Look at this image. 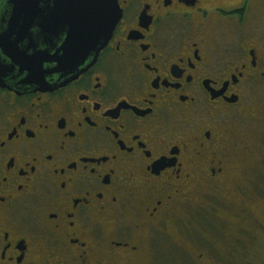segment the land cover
Segmentation results:
<instances>
[{"label": "flooded vegetation", "instance_id": "flooded-vegetation-1", "mask_svg": "<svg viewBox=\"0 0 264 264\" xmlns=\"http://www.w3.org/2000/svg\"><path fill=\"white\" fill-rule=\"evenodd\" d=\"M114 1L76 78L0 81V264L258 258L264 0Z\"/></svg>", "mask_w": 264, "mask_h": 264}, {"label": "water", "instance_id": "water-1", "mask_svg": "<svg viewBox=\"0 0 264 264\" xmlns=\"http://www.w3.org/2000/svg\"><path fill=\"white\" fill-rule=\"evenodd\" d=\"M41 6L48 18L38 37L17 16L40 13ZM119 18L114 0H0L1 83L46 88L54 75L76 78L105 48Z\"/></svg>", "mask_w": 264, "mask_h": 264}, {"label": "rangeland", "instance_id": "rangeland-1", "mask_svg": "<svg viewBox=\"0 0 264 264\" xmlns=\"http://www.w3.org/2000/svg\"><path fill=\"white\" fill-rule=\"evenodd\" d=\"M262 102L264 103V99L262 100ZM255 195H257L256 192H255ZM254 200H255V204H253V206H255V208H256L255 213H257L258 215H261L264 212V202L261 198L258 200L257 199H254ZM257 242H259V241H257ZM257 245L254 246V241H252L251 249H250L251 255L253 256L257 253H260L261 256H259L258 258L252 257L251 259H248V260L244 259L240 262H237V264H264V246H263L264 240L262 241V247L259 248V246H257ZM221 249H222V247H221ZM241 249H242V251H244L243 248H241ZM246 251H248V250H246ZM192 252L194 253V250H192ZM171 264H185V261L179 259L178 254H176L174 252Z\"/></svg>", "mask_w": 264, "mask_h": 264}]
</instances>
